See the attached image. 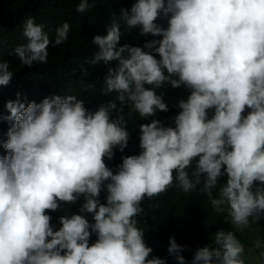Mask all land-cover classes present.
Masks as SVG:
<instances>
[{"label":"clouds","instance_id":"1","mask_svg":"<svg viewBox=\"0 0 264 264\" xmlns=\"http://www.w3.org/2000/svg\"><path fill=\"white\" fill-rule=\"evenodd\" d=\"M88 7L82 0L77 11ZM118 15L93 39V63L119 62L106 78L108 105L75 96L7 104L15 123L0 158V264H166L147 259L141 203L176 190L189 200L202 177L213 211L226 205L236 228L264 217V0H130ZM69 29L57 30L55 45ZM24 36L21 63H47L42 26L28 19ZM12 76L0 62V85ZM161 88L182 94L171 101ZM48 211L60 216L58 231ZM214 241L191 264H246L233 231ZM169 243L186 264L185 249Z\"/></svg>","mask_w":264,"mask_h":264},{"label":"trees","instance_id":"2","mask_svg":"<svg viewBox=\"0 0 264 264\" xmlns=\"http://www.w3.org/2000/svg\"><path fill=\"white\" fill-rule=\"evenodd\" d=\"M129 1L88 0L89 7L81 13L77 8L82 0H0V62H7L13 73L7 85H0V158L10 154L3 147L8 141L9 130L15 123L7 119L10 115L7 104L10 101L19 100L27 107L32 102L40 104L50 97L75 96L83 102L108 105L104 91L106 78L109 69L117 68L119 62L93 63L99 52L93 39L96 33L103 35L108 31L122 7ZM28 19H33L36 25L42 26L50 40L47 63L32 67L23 65L16 53L18 47L29 42L24 36ZM64 23L70 26L68 39L64 44L55 45L57 30ZM135 40L133 36L127 37L129 42ZM162 91L171 101L182 94L166 88ZM248 114L246 109L242 116L246 117ZM136 122L128 123L133 145L140 142L141 131L135 125ZM189 175L191 176V172ZM203 179L202 177L199 193L189 200L181 197L178 194L181 191L176 190L177 192L158 201L148 198L142 201L143 221L148 236L146 246L153 250L147 259L160 258L166 264H178L176 257L168 251L171 237L185 249L180 255L185 258L186 264H191L198 249L217 247L214 238L220 230L233 231L245 246H251L257 240L264 241V217L258 222H253L250 218L249 228L243 231L236 229L227 212L213 211L208 196L201 192ZM177 183L174 180V184ZM226 183L227 175L218 178L213 193L219 197V188ZM46 214L51 216L50 224L54 231H58L62 227L58 213L48 211ZM166 252L169 253L167 259L163 256Z\"/></svg>","mask_w":264,"mask_h":264},{"label":"rangeland","instance_id":"3","mask_svg":"<svg viewBox=\"0 0 264 264\" xmlns=\"http://www.w3.org/2000/svg\"><path fill=\"white\" fill-rule=\"evenodd\" d=\"M224 207H225V212H227V206L225 205ZM233 226L236 228L235 225ZM260 243H261L260 248L255 247L256 243H254L251 246L244 245L246 264H264V261L262 259V254H264V241L262 240Z\"/></svg>","mask_w":264,"mask_h":264}]
</instances>
